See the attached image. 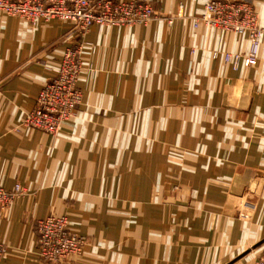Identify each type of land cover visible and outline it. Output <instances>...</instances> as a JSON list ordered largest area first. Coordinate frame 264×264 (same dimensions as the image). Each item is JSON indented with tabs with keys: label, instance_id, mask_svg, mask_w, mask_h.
Here are the masks:
<instances>
[{
	"label": "crops",
	"instance_id": "obj_1",
	"mask_svg": "<svg viewBox=\"0 0 264 264\" xmlns=\"http://www.w3.org/2000/svg\"><path fill=\"white\" fill-rule=\"evenodd\" d=\"M140 1L154 20L83 36L68 22L0 12V187L25 189L0 212V264H46L35 222L49 215L84 239L67 264L264 255V0H248L263 33L255 64L238 69L223 53H246V35L193 25L207 0ZM77 43L73 117L54 135L17 130Z\"/></svg>",
	"mask_w": 264,
	"mask_h": 264
},
{
	"label": "built area",
	"instance_id": "obj_2",
	"mask_svg": "<svg viewBox=\"0 0 264 264\" xmlns=\"http://www.w3.org/2000/svg\"><path fill=\"white\" fill-rule=\"evenodd\" d=\"M0 12L19 17L31 25L38 21L59 20L68 22L79 36L88 29L98 27H130L145 25L158 14L152 4L140 0H0ZM170 23L171 20L167 19ZM199 24L224 32L246 35L249 48L246 53L224 52L223 60L232 68L254 65L259 40L263 33L257 14L248 0H207L203 11L193 25ZM81 44L66 48L61 60L53 67L54 76L39 90L34 107L29 111L17 130H40L56 134L62 124L73 117L81 102L77 82L81 70ZM25 193L24 187L15 183L12 189L0 187V212L6 211L14 200ZM38 237L37 252L46 264H67L70 257L80 253L84 239L68 230L67 218L49 215L35 222ZM7 246L0 241V261ZM256 264H264V255Z\"/></svg>",
	"mask_w": 264,
	"mask_h": 264
},
{
	"label": "rangeland",
	"instance_id": "obj_3",
	"mask_svg": "<svg viewBox=\"0 0 264 264\" xmlns=\"http://www.w3.org/2000/svg\"><path fill=\"white\" fill-rule=\"evenodd\" d=\"M162 201H163L162 198H156V199H155V202H156L155 205H156V207H157V206H161Z\"/></svg>",
	"mask_w": 264,
	"mask_h": 264
}]
</instances>
